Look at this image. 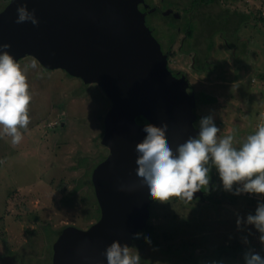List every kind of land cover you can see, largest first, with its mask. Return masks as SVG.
<instances>
[{
  "label": "rangeland",
  "instance_id": "1",
  "mask_svg": "<svg viewBox=\"0 0 264 264\" xmlns=\"http://www.w3.org/2000/svg\"><path fill=\"white\" fill-rule=\"evenodd\" d=\"M8 1L0 0V9ZM201 11L249 16L237 33L246 42L245 53L236 57L216 35V17L206 23L215 35L209 39L201 26L195 34L214 70L193 69V53L179 51L184 34L178 32L167 55L168 68L182 73L195 94L216 99L197 106L195 114H211L220 128L217 135L232 134L238 146L264 122V0H217ZM201 11L198 23L203 22ZM164 27L157 21L153 35L166 52L171 38ZM31 60L18 62L23 67ZM27 81L32 99L22 140L13 145L0 134V264H51L58 232L67 226L85 230L96 221L91 173L108 155L101 139L110 101L96 84H84L62 70H45L38 62L28 70ZM210 177L212 190L203 201L174 196L150 203L147 224L152 231L145 236L151 244L139 239L129 249H136L141 264H243L246 247L261 252L259 233L251 225L238 231L235 219L252 212L264 195H233L220 187L214 168ZM241 236L248 237V245Z\"/></svg>",
  "mask_w": 264,
  "mask_h": 264
},
{
  "label": "water",
  "instance_id": "2",
  "mask_svg": "<svg viewBox=\"0 0 264 264\" xmlns=\"http://www.w3.org/2000/svg\"><path fill=\"white\" fill-rule=\"evenodd\" d=\"M18 3L34 10L36 25L15 23ZM141 3L9 0L0 11V44L9 45L6 51L14 59L32 57L45 70L96 84L110 101L101 139L108 155L91 173L99 218L85 230L63 228L53 242L51 264H105L102 253L111 243L130 249L132 238L147 226L154 201L133 176L142 129L165 126L173 149L197 132L195 92L185 76L169 70L167 55L145 25ZM211 182L192 200H204Z\"/></svg>",
  "mask_w": 264,
  "mask_h": 264
},
{
  "label": "clouds",
  "instance_id": "3",
  "mask_svg": "<svg viewBox=\"0 0 264 264\" xmlns=\"http://www.w3.org/2000/svg\"><path fill=\"white\" fill-rule=\"evenodd\" d=\"M15 12V23H38L34 10H29L25 3H18ZM8 47L7 43L0 44V134L10 137L15 145L23 138L21 130L27 129L29 124L28 105L32 96L27 72L37 67V61L33 59L22 67L6 51ZM196 128L194 136H188L174 149L165 138L168 131L165 126L142 129L144 139L135 146L133 153V176L136 186L146 190L150 200L163 202L174 196L192 200L196 191L208 190L209 173L213 168L224 191L233 195H264V122L259 123L238 146L234 144L232 134L217 135L220 128L211 114L201 116ZM124 186L122 183L121 187ZM235 225L238 231L251 225L259 233L261 252H264V202L258 201L254 210L243 218L237 215ZM143 240L151 244L148 236ZM240 240L244 245L249 243L247 236H241ZM261 252L246 247L242 254L243 264H264ZM102 255L105 264H141L136 249L130 251L116 242L111 243Z\"/></svg>",
  "mask_w": 264,
  "mask_h": 264
},
{
  "label": "trees",
  "instance_id": "4",
  "mask_svg": "<svg viewBox=\"0 0 264 264\" xmlns=\"http://www.w3.org/2000/svg\"><path fill=\"white\" fill-rule=\"evenodd\" d=\"M232 1H236V0H232ZM216 2H217V0H198V8H199L198 12L203 10V7H210L212 5H215ZM7 3L3 4L1 8L3 9ZM2 9H0V11ZM216 17H217L216 20L218 22L217 29H216V30H218V32H215L216 35L219 34L221 39L226 43V45L229 48L233 49V53H235L236 57L243 55L245 53L246 42L239 39L237 36V33H238L241 26L249 23L250 18H249V16H247L243 13L231 14L228 12H224V13H220V14H216V15H212L210 13H203V17H202L203 22L202 23H198V22H196V20H194L192 22L189 19L187 21V23L184 24L183 28H180L176 22L171 23L170 24V31H172V33H170L168 35V37H170L171 40L169 41V44H168V47L166 48L167 50L165 53L167 55L169 54L171 46L175 41L174 39L176 37V33L178 32V30H180L184 34V39L181 43L179 51L181 53L183 52L185 54L193 53L194 60H193L192 66H193V69L195 71L206 72V73L212 72L214 69L212 68L211 64L207 61L208 56L206 57V54L204 55V53H202V49L199 48L200 40L195 39V34L196 33L198 34V32L200 30L199 28L201 26L203 29H204V27L206 29H204V30L201 29L200 32L201 33L202 32L207 33V37H209V39L212 35H215V33L211 34L212 33L211 28H209V26L206 23H210ZM173 22H174V20H173ZM196 37H197V35H196ZM210 49H211V43H209L207 45V47L204 48V52L209 54ZM176 74H177V77L184 76L182 73H176ZM176 74H174V75H176ZM195 98H196V107L200 106V105H212V104L216 103V99L214 97L203 94V93L196 94ZM199 118L200 117H197L195 122H194L195 128H196V124H197ZM101 160H103V159H101ZM209 175H211V171H210ZM82 185L83 184L78 185L77 188H79ZM206 197H205V199H206ZM198 200L203 201L200 199H198ZM96 213H97V219H98L99 218V209L98 208H97ZM151 231H152V227L147 224V226L144 229L138 231L137 235L141 237L142 241H144L143 237L145 236V233H150ZM59 234H60V232H58L56 235L58 236ZM135 241L136 240H134V242Z\"/></svg>",
  "mask_w": 264,
  "mask_h": 264
},
{
  "label": "flooded vegetation",
  "instance_id": "5",
  "mask_svg": "<svg viewBox=\"0 0 264 264\" xmlns=\"http://www.w3.org/2000/svg\"><path fill=\"white\" fill-rule=\"evenodd\" d=\"M139 9L142 10V12L144 13L145 25L151 31L152 35L157 21H160L163 24H165L166 28L165 27L164 28L169 30V33H172V31H170L171 23L176 22L180 28H183L184 24L187 23L189 19L192 22L196 20V16L199 10L198 0H142ZM179 33L182 32L178 30V34ZM165 34L167 33L165 32ZM164 54L166 53L164 52ZM167 62H168V57H167ZM194 200H198V199H194Z\"/></svg>",
  "mask_w": 264,
  "mask_h": 264
},
{
  "label": "built area",
  "instance_id": "6",
  "mask_svg": "<svg viewBox=\"0 0 264 264\" xmlns=\"http://www.w3.org/2000/svg\"><path fill=\"white\" fill-rule=\"evenodd\" d=\"M242 195H245V193H243ZM248 195H251V194H248Z\"/></svg>",
  "mask_w": 264,
  "mask_h": 264
},
{
  "label": "crops",
  "instance_id": "7",
  "mask_svg": "<svg viewBox=\"0 0 264 264\" xmlns=\"http://www.w3.org/2000/svg\"><path fill=\"white\" fill-rule=\"evenodd\" d=\"M234 54V53H233Z\"/></svg>",
  "mask_w": 264,
  "mask_h": 264
}]
</instances>
